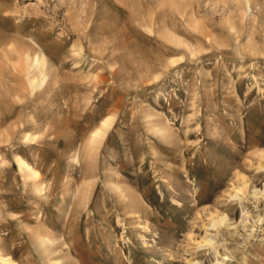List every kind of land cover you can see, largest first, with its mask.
I'll list each match as a JSON object with an SVG mask.
<instances>
[{
	"label": "rangeland",
	"instance_id": "obj_1",
	"mask_svg": "<svg viewBox=\"0 0 264 264\" xmlns=\"http://www.w3.org/2000/svg\"><path fill=\"white\" fill-rule=\"evenodd\" d=\"M7 261L264 264V0H0Z\"/></svg>",
	"mask_w": 264,
	"mask_h": 264
},
{
	"label": "bare ground",
	"instance_id": "obj_2",
	"mask_svg": "<svg viewBox=\"0 0 264 264\" xmlns=\"http://www.w3.org/2000/svg\"><path fill=\"white\" fill-rule=\"evenodd\" d=\"M251 151H253V150H251V149H250V150H247V151H246V152H247L246 155H250V154H252ZM7 262H8V264H10L9 261H7ZM192 264H196V263H192Z\"/></svg>",
	"mask_w": 264,
	"mask_h": 264
}]
</instances>
